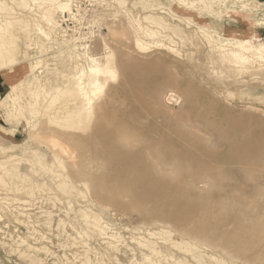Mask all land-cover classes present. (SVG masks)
<instances>
[{"label": "rangeland", "instance_id": "1", "mask_svg": "<svg viewBox=\"0 0 264 264\" xmlns=\"http://www.w3.org/2000/svg\"><path fill=\"white\" fill-rule=\"evenodd\" d=\"M133 1L127 0L131 13L142 17L146 11ZM157 1L164 9L153 12L174 28L163 30L167 37L156 48L134 47L131 28L113 0H73L74 18L66 13V20H59V34L71 44L83 41L102 57L105 42L116 60L131 62L127 72L118 67L115 79L94 100L96 114L78 124L77 131L64 129L43 112L30 116L28 123L6 122L0 108V147H8L16 170L36 185L33 197L15 192L8 197L14 202L0 207V264H33L19 255L25 236L30 244L45 246L38 254L43 264H82L75 256L86 248L73 243L76 233L92 248L88 264H193L185 251L191 242L226 264H264V61L252 57L248 70H238L206 37L215 40L216 34L253 30L264 39V24L254 29L249 24L262 18L264 0H255L259 10L248 20L245 12L218 19L197 15L172 0ZM201 23L207 26L206 35ZM55 51L39 55L34 48L28 50L40 59L34 72L49 94L67 84L73 71ZM20 66L13 63L12 69ZM31 76L23 71L7 82L0 74V99L11 84L21 82L25 88ZM106 145L117 150L111 148L109 154ZM107 155L116 156L110 162L114 168ZM51 167L62 177L58 182L48 171ZM88 215L104 221L115 247L107 248L91 232ZM41 218L49 219V226ZM147 231L156 233L149 240L157 253L137 244Z\"/></svg>", "mask_w": 264, "mask_h": 264}, {"label": "bare ground", "instance_id": "2", "mask_svg": "<svg viewBox=\"0 0 264 264\" xmlns=\"http://www.w3.org/2000/svg\"><path fill=\"white\" fill-rule=\"evenodd\" d=\"M103 1H105V0H103ZM253 1H254V3L252 2V0H172V2H174L177 6H180V7H183L184 9H189L192 11L194 10L197 15L205 14V15L212 17V18L224 19L225 17H231V16L233 17V16L239 15L240 12H245L244 17L246 18V20H248V17L252 13V11L257 12L259 10L258 9L259 8L258 3H256L255 0H253ZM72 2H73V0H0V74L6 79L7 82H10V80H12L13 78L18 77L20 75V73H22L23 71L25 72V74H32V76H31L32 81H29L28 85L25 88L21 87L22 86L21 82L19 83V85L18 84L17 85L11 84V85H9V89L11 90L10 91L11 93L10 92L6 93L5 95H3L1 97L0 108L4 109L6 122H11L12 120H14V121L16 120L17 124H19L20 119H21L23 122L28 123L30 120V116L33 117L34 114L43 112L44 114H47L49 116V118L51 117V118L57 120L58 121L57 123L60 124V126L63 127L64 129L70 130V131H77L78 128H81L80 125H78V124H80L82 122L84 123V121H86L88 118L91 117L93 112H95V114H96V111H94V110L98 107V105L94 104V102H95L94 100H96L98 98V96L104 90L106 85L111 80L115 79V77L117 75L118 67L123 72H127L129 70V68L131 66V64H130L131 62H128L127 60H122L120 58H118V60H116L115 56H117V55L116 54L114 55V52L112 51V49H110V47L107 45V43L103 42L104 54L102 55V57H98V56H95L91 52L89 44L82 41L81 36L79 37V39L82 42H81V44L77 45V44H71V42H70L71 40H69L67 38H63L62 33H61L62 35L59 34L60 31L63 30V27L61 26L63 23H61V22H64L66 20L65 14L67 13V16L74 18V13L72 11ZM113 2L116 4V6L118 8H120L122 13H124L123 15L125 17V20L128 23L126 27L129 26L131 28L129 31L130 32L132 31V34H133L132 35L133 36L132 42L134 44V47H136L140 50L147 48V47H151V46H154V48H156V47L162 45L161 42L167 37V35L163 32V30L167 29V28H171V29L174 28V26H171L170 23H167V21L162 16L153 12V10H155V9H158V10L164 9L163 6H161V3L158 2L157 0H134L132 2V5L135 6L138 4L139 6H141L142 10L146 11V13L142 17L137 16V15H133L131 13V10L128 7L129 3L127 2V0H113ZM263 4H264V2H263ZM262 6L264 7V5H262ZM261 15H262L261 19L253 20L249 23L251 26V29L252 28L254 29L255 25L264 24V8H263V12ZM60 17H63V18L60 19ZM184 19L191 20L190 17H185ZM59 20L61 22H59ZM129 27H128V29H129ZM199 28L201 29V31L205 35L207 34L206 33L207 26L205 24H203V23L199 24ZM174 31L177 32V29ZM206 37L208 38L209 41H215L218 44V49L220 50L221 55L224 58H226L228 61H230L233 64V66L238 67L237 68L238 70H244V69H247L248 67L252 66V63L250 62V60H251L250 58H252V57H255L257 59H260L261 61H264V39L257 37V35L255 34V31H253V30H251L248 34H238L237 32H231V34L227 35L226 37H222L219 34H216L217 38L215 40L212 38L211 35L207 34ZM82 38H84V37H82ZM75 40L76 39L74 38L72 41L74 42ZM80 40H78V41L80 42ZM78 41L76 40V43ZM31 45H33V46H31ZM32 48L36 49V54L38 53L39 55L44 54L49 49H55L56 50L55 52L58 53V55L64 56V59L67 62V64L71 65V67H72L73 71L71 74L68 75V80H67L68 83L65 84L64 86L56 89L54 94H49L47 91L44 90L43 83L41 82V80L38 78V76L34 72L39 67L40 59L38 60L37 57L34 56L35 57L34 58V57L30 56L28 50L32 49ZM17 60H19V61H17ZM16 62H20L21 66L19 69L14 70V69H12V65H13V63L15 64ZM135 63H136V61H135ZM4 68H6V69L8 68L10 70L7 69L8 71H6V70H4ZM21 90H24V92H22ZM97 113H99V112H97ZM105 114H107V113L105 112ZM105 114H104V116H105ZM105 120L107 121V119H105ZM103 124H105V122ZM123 135H124V132H123ZM91 136H92V134H91ZM89 137H90V135H89ZM89 137L87 138L88 141L90 140ZM72 140H73V138H72ZM84 140H86V139H84ZM106 140H107V138H106ZM118 140H119V138H118ZM74 143H77V142L74 141ZM80 143H81V141H80ZM82 144H84V143H82ZM84 146H86V145H84ZM104 147H105V145H104ZM106 147L108 148L109 146L106 145ZM112 147H114V146L112 145ZM112 147H109V148L111 149ZM92 148H94V147H92ZM115 148L117 150V147H115ZM115 148H112L113 151L115 150ZM102 149H100V150H102ZM110 149H108V151H110ZM112 149H111L109 154H111ZM90 150H89V152H90ZM133 150H135V149H133ZM95 151L99 152L98 150H95ZM6 152H9L8 147H3V146L0 147V207H1V205L6 204L7 207H5V208H8V205H7L9 203L8 201L11 200V198H8L10 194L15 193V192H19V191H23L27 195H31L30 197H33L34 196V190L36 189V185L29 182L28 178L24 174H21L16 170V167L14 165V158L15 157L12 154H9ZM94 152H93V155H94ZM97 152L95 155H97ZM102 153L103 152L100 151V154H102ZM122 153H123V151H122ZM88 154H90V153H88ZM106 154H108V153H106ZM115 154L113 153V155H115ZM103 155H101V157ZM108 155L106 158L107 159L110 158L109 159L110 161H108L110 163V162H112L111 159L113 157L118 156L119 154H117L116 156L112 155L113 157H108ZM119 157L120 156H118L117 158L119 159ZM103 158H105V156ZM102 159H101V161L99 159L98 160L100 162H102ZM118 159L115 158V161H118ZM106 161L107 160H104L105 164L107 163ZM121 161H122V159H121ZM123 161H124V159H123ZM95 162H97V161L95 160ZM123 163H125V162H123ZM98 164H101V163H96L97 166H98ZM102 164H103V162H102ZM116 164H114V165L116 166ZM109 165L112 166L113 164L110 163ZM106 166H107V164H106ZM135 166H137V165H135ZM112 167L114 168V166H112ZM115 169H116V167H115ZM117 169H118V167H117ZM48 171L54 180L57 179V182L59 181V177H60V179H62V177L58 173H56L52 167L49 168ZM117 172H118V170H117ZM122 172H123V170H122ZM119 173H121V172H119ZM47 190L48 189H46L44 191L46 192ZM40 191H43V190H40ZM47 193H48V191H47ZM36 194H37V191H36ZM16 197H14L13 199L14 200L17 199ZM39 197H41V194L39 195ZM45 197L48 198V196H46V193H45ZM25 199H27V198H25ZM28 199H30V198H28ZM33 199H35V198H31L30 201H33ZM39 200H40V198H39ZM18 201H20V200H18ZM22 201H24V200H22ZM12 202H14V201H12ZM28 203H30V202L28 201ZM28 203H27V205H28ZM32 205H37V202L32 204ZM10 206L14 207L15 205H10ZM16 206L21 207L19 204ZM10 209L12 210V208H10ZM31 209H33V208H31ZM22 210L24 211L25 209H22ZM8 211H10V210H8ZM16 211L21 212L20 210H16ZM16 211H12L13 214H15L14 212H16ZM45 211L48 212L49 210H45ZM3 212H0V213H3ZM49 212H51V211H49ZM43 213L45 214V212H43ZM21 214H24V212H22ZM33 215H34V213H33ZM40 215H41V213H40ZM190 215H192V214H190ZM173 216H175V215H173ZM177 216H178V214H177ZM32 217H34V216H32ZM48 217H50V215ZM34 218L37 219L36 214H35ZM13 219L15 220V218H13ZM41 219L43 220V218H41ZM87 219H88V224H89V228H90L91 232L93 234H95L98 237V239L103 244H105L107 246V248L116 246L114 244V242H116V241H114V239H115L114 235L108 234L107 225L104 224V221L100 217L88 215ZM23 220H24V218H23ZM48 220L47 221L43 220V223L41 221L40 222L42 223V225L44 224V226L45 225L49 226ZM18 221H19V219H18ZM24 222H25V220H24ZM38 222H39V220H38ZM34 223H36V222H34ZM25 224H28V223L26 222ZM29 224H31L30 221H29ZM39 225H40V223H39ZM42 225H40V226H42ZM29 226L32 229V226L31 225H29ZM46 226H45V228H46ZM39 228L41 229V227H39ZM45 228L43 227V229H45ZM33 229H36V228H33ZM43 229H42V231H43ZM0 230H1V228H0ZM26 230H28V229H26ZM29 231H30V229H29ZM31 232H33V230ZM161 232L168 233L169 231H162L161 230ZM5 233L6 232H4V234ZM146 233H147V236H139L137 238L138 239L137 244L141 248L148 250L151 253H157L158 250L153 246V243L149 240L150 238L155 236L156 233L153 231H147ZM27 234H29V233H27ZM76 234H78L79 236L77 237L78 239L72 238L73 243L76 245L79 243L80 248H82L81 247V245H82L86 249H84V251L81 253H79V252L82 250L78 251L79 254L77 253V256H75L74 253H73V255L75 257H79L80 262L82 264H88V261H89L88 251L91 252L92 248L90 249V247L87 246V241L85 238H83L84 236L81 233H76ZM30 235L33 236L32 233ZM44 235H45V233H44ZM25 238H26V236L24 237V240H26ZM69 239H71V238H69ZM24 240L22 238V240L19 241V244L24 245V248L19 250V255L21 256V258L25 259L28 262H31L33 264H39L41 262V260H43V259H40L38 257V254L46 250L45 246H35V245H32V244H30ZM32 241H34V240H32ZM7 244H9V243H7ZM69 244H71V243H69ZM71 245H73V244H71ZM173 245L177 246V244L174 242H173ZM7 246L8 245L5 246V249H7L6 248ZM62 247H64V246H62ZM77 247H76V249H77ZM48 249H47V251H48ZM200 249L201 248H200L199 244H197L196 242L186 243L185 251L188 253L193 264H210L209 262H211L212 264H226L219 257H217L213 254L205 253V252L201 251ZM15 250H16V248H15ZM72 252H74V251H72ZM93 252H95V251H93ZM53 253L54 252H52V254ZM50 254H49V256L52 255V254L51 255ZM146 257L147 256L145 255V258ZM67 258H69V257H67ZM73 259H75V258H73ZM41 263L43 264L44 262H41ZM174 264H189V263H187L186 261H182V262L181 261H175Z\"/></svg>", "mask_w": 264, "mask_h": 264}]
</instances>
